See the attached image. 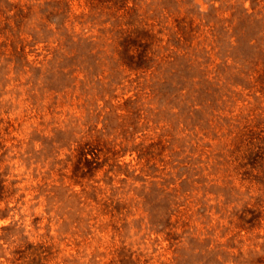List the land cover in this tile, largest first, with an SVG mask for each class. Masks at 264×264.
<instances>
[{
	"label": "rangeland",
	"instance_id": "374dc122",
	"mask_svg": "<svg viewBox=\"0 0 264 264\" xmlns=\"http://www.w3.org/2000/svg\"><path fill=\"white\" fill-rule=\"evenodd\" d=\"M0 264H264V0H0Z\"/></svg>",
	"mask_w": 264,
	"mask_h": 264
}]
</instances>
